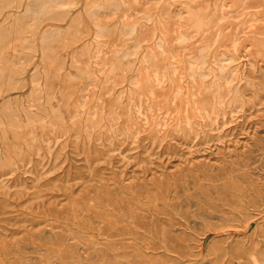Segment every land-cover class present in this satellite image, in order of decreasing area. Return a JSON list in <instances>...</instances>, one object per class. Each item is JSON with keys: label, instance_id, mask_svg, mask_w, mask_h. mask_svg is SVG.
<instances>
[{"label": "rangeland", "instance_id": "1", "mask_svg": "<svg viewBox=\"0 0 264 264\" xmlns=\"http://www.w3.org/2000/svg\"><path fill=\"white\" fill-rule=\"evenodd\" d=\"M109 1L0 21V264H264V0Z\"/></svg>", "mask_w": 264, "mask_h": 264}, {"label": "bare ground", "instance_id": "2", "mask_svg": "<svg viewBox=\"0 0 264 264\" xmlns=\"http://www.w3.org/2000/svg\"><path fill=\"white\" fill-rule=\"evenodd\" d=\"M27 0H0V21L4 20V18L8 17V13L11 11H20L22 8H24L25 4H26ZM109 1V0H108ZM73 0H28V6H27V10L24 13V16H22V18H18L20 19V25H21V31L23 33V35L25 33H30L32 35H36L40 29L42 28L43 24L47 23V22H61L63 21V17L69 15V13L71 12V9L74 7L73 5ZM90 2V1H89ZM110 2V1H109ZM113 2V1H112ZM123 2V1H122ZM197 2V1H196ZM94 3V2H93ZM101 3V2H99ZM98 3V4H99ZM107 3V2H106ZM108 4V3H107ZM112 3H109V5ZM114 4V2H113ZM122 4V3H121ZM117 5V4H115ZM194 5V4H192ZM103 6V5H101ZM196 6V5H195ZM96 7V6H95ZM107 7V5H106ZM118 7V5H117ZM127 7V6H126ZM109 8V7H108ZM116 8V6H115ZM121 8V7H120ZM123 8H124V4H123ZM183 8V7H181ZM206 8V7H205ZM203 9V8H202ZM215 9V8H214ZM98 10V9H97ZM100 10V9H99ZM102 10V9H101ZM189 10V8H188ZM206 10V9H205ZM216 10V9H215ZM181 11V10H180ZM115 12V11H114ZM185 12V10L183 11ZM193 12V11H192ZM15 13V12H14ZM179 13V12H178ZM205 13V12H204ZM7 14V16H5ZM89 14V13H88ZM91 14V13H90ZM221 14V13H220ZM100 15V14H99ZM181 16V15H180ZM187 16V14H186ZM185 16V17H186ZM90 17V16H89ZM96 17V16H95ZM184 17V16H183ZM189 17V16H187ZM98 18V16H97ZM221 18V17H220ZM66 20V19H65ZM82 20V19H81ZM179 20V19H178ZM18 21V20H17ZM183 21V20H182ZM198 21V20H197ZM98 22V21H97ZM179 22V21H178ZM187 22V21H186ZM4 23V21H3ZM1 23V24H3ZM192 23V21H191ZM202 24V22H200ZM218 23V22H217ZM220 23V22H219ZM88 24V23H87ZM90 24V23H89ZM178 24V23H177ZM187 24H189L187 22ZM194 24V23H193ZM53 26V25H52ZM91 26V25H90ZM198 26V25H197ZM201 26V25H200ZM2 26L0 25V28ZM115 27V26H114ZM130 27V26H129ZM186 27V26H184ZM6 28V27H5ZM121 28V27H120ZM133 28H137V27H133ZM2 29V28H1ZM122 29H124L122 27ZM187 29V28H186ZM196 29V28H194ZM261 29V28H260ZM3 30V29H2ZM91 30V29H90ZM95 30V28H94ZM134 30V29H133ZM132 30V31H133ZM178 30V29H177ZM192 30V29H191ZM199 30V29H198ZM197 30V31H198ZM201 30V29H200ZM264 30V29H263ZM53 31V30H52ZM55 31V30H54ZM102 31V30H101ZM116 31V30H115ZM179 31V30H178ZM187 31V30H186ZM238 31V30H237ZM51 32V31H50ZM135 32V31H133ZM214 32V31H213ZM229 31H227L228 33ZM262 32V31H261ZM43 33V32H42ZM139 33V32H138ZM191 33V32H190ZM189 33V34H190ZM201 33V32H200ZM236 33V32H235ZM114 34V33H113ZM120 34V33H119ZM140 34V33H139ZM156 34V33H155ZM192 34V33H191ZM195 34V33H194ZM192 34V35H194ZM219 34V33H218ZM257 34V31H256ZM27 35V34H26ZM132 35H136L135 33ZM147 35V34H146ZM197 35V34H196ZM199 35V34H198ZM197 35V36H198ZM225 35V34H224ZM12 36V31L8 30L5 33H1L0 32V61H3L7 58V56L5 55V52L7 50V47L10 49L11 48V43L9 42V38H11ZM15 36V35H14ZM25 36V35H24ZM154 36V35H152ZM173 36V35H172ZM176 36V35H175ZM174 36V37H175ZM189 36V35H188ZM196 36V37H197ZM218 36V35H217ZM220 36V34H219ZM21 37V36H20ZM23 37V36H22ZM185 37V36H184ZM193 37V36H192ZM25 38V37H24ZM33 38V36H32ZM39 38V37H38ZM45 40H44V46H45V51L52 49L53 46V42H54V38L55 36H44ZM123 38V37H122ZM128 38V37H127ZM131 38V37H130ZM178 38V37H177ZM80 39V38H79ZM119 39V38H118ZM191 39V37H190ZM188 38V40H190ZM218 39V38H217ZM17 40V39H16ZM42 40V39H41ZM84 40V39H83ZM153 40V39H152ZM185 40L187 41V39L185 38ZM184 40V41H185ZM193 40V38H192ZM195 40V39H194ZM193 40V41H194ZM180 41V40H179ZM12 42V41H11ZM118 42V40H117ZM183 42V40H182ZM36 43V42H35ZM123 43V42H122ZM185 43V42H184ZM179 44V43H178ZM188 44V41H187ZM14 45V44H13ZM12 45V46H13ZM158 45V44H157ZM165 45V43H164ZM65 47V46H64ZM236 47V46H235ZM251 48V47H250ZM137 49V48H136ZM162 49V47H161ZM206 49V48H205ZM43 50V48H42ZM226 50V49H225ZM235 50V49H234ZM8 51V50H7ZM248 51V50H247ZM21 52V51H20ZM228 52V51H227ZM235 52V51H234ZM250 52V51H249ZM41 53V52H40ZM117 53V52H116ZM225 53V52H224ZM13 54V53H12ZM120 54V53H119ZM43 57V55H42ZM8 60V59H7ZM197 61V60H196ZM195 61V62H196ZM194 63V61H192ZM231 62V61H230ZM233 62V61H232ZM202 63V62H201ZM204 64V63H203ZM222 68V67H221ZM194 71V70H193ZM221 101V100H220Z\"/></svg>", "mask_w": 264, "mask_h": 264}]
</instances>
